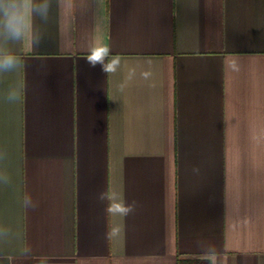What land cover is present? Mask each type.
Masks as SVG:
<instances>
[{"label":"crops","instance_id":"0c3cea01","mask_svg":"<svg viewBox=\"0 0 264 264\" xmlns=\"http://www.w3.org/2000/svg\"><path fill=\"white\" fill-rule=\"evenodd\" d=\"M49 2L0 77V264H264V0Z\"/></svg>","mask_w":264,"mask_h":264},{"label":"clouds","instance_id":"9594fccd","mask_svg":"<svg viewBox=\"0 0 264 264\" xmlns=\"http://www.w3.org/2000/svg\"><path fill=\"white\" fill-rule=\"evenodd\" d=\"M49 9V0H0V77L13 73L20 68L23 61L13 53L12 45L24 40L33 18L39 16L42 21L46 22ZM38 39L39 34L33 32V43ZM89 63L91 67H96L99 63L102 72L115 71L119 65V60L112 61L111 66H106L100 61H89ZM5 98L10 103L19 101L20 90L10 88ZM5 155V153L0 152V160H3ZM0 183H8L7 176L0 174ZM23 205L31 208L37 206L30 196L24 199ZM131 210L129 207L126 212ZM6 235L7 230L0 228V239Z\"/></svg>","mask_w":264,"mask_h":264},{"label":"trees","instance_id":"16d2710c","mask_svg":"<svg viewBox=\"0 0 264 264\" xmlns=\"http://www.w3.org/2000/svg\"><path fill=\"white\" fill-rule=\"evenodd\" d=\"M182 264V263H181Z\"/></svg>","mask_w":264,"mask_h":264}]
</instances>
